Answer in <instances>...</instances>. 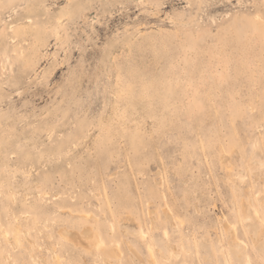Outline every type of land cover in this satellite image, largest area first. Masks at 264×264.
Returning <instances> with one entry per match:
<instances>
[{"label":"rangeland","instance_id":"obj_1","mask_svg":"<svg viewBox=\"0 0 264 264\" xmlns=\"http://www.w3.org/2000/svg\"><path fill=\"white\" fill-rule=\"evenodd\" d=\"M262 222L264 0H0V264H264Z\"/></svg>","mask_w":264,"mask_h":264},{"label":"bare ground","instance_id":"obj_2","mask_svg":"<svg viewBox=\"0 0 264 264\" xmlns=\"http://www.w3.org/2000/svg\"><path fill=\"white\" fill-rule=\"evenodd\" d=\"M262 221V220H261ZM175 222V221H174ZM233 228V227H232ZM17 230V229H16ZM16 234H17V231L15 232ZM79 233V232H78ZM262 236H264V223L262 222V224H261V230L259 231V235H258V238H261ZM232 240V239H231ZM231 242V241H230ZM84 243V242H83ZM100 241L99 240H97L96 241V246L98 247L99 245H100ZM232 243L234 244V246H237V247H239V243H237L234 239L232 240ZM90 246V245H89ZM245 246V245H244ZM114 252H115V250H114ZM151 255V254H150ZM247 264H251V263H247Z\"/></svg>","mask_w":264,"mask_h":264}]
</instances>
